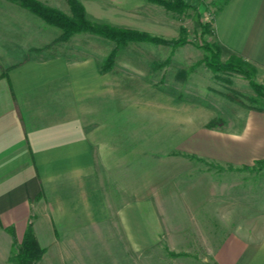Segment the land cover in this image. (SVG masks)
<instances>
[{"label": "rangeland", "instance_id": "obj_1", "mask_svg": "<svg viewBox=\"0 0 264 264\" xmlns=\"http://www.w3.org/2000/svg\"><path fill=\"white\" fill-rule=\"evenodd\" d=\"M1 1L0 20L3 11L24 20L16 5L26 9L35 36H54V42L72 35L84 39L83 32L55 37V26H45L17 1L8 0L10 7ZM37 1L73 15L72 0ZM74 1L83 6L82 0ZM84 1L93 23L182 43L116 46L105 37L99 44L90 42L92 51L106 54L101 71L121 73L124 92L117 116L110 119L113 125L106 126L99 171L82 193L100 202L120 197L153 201L154 222L143 224L152 226L154 237L148 248H136L130 238H109L118 233L116 225L107 232L105 253L84 254L76 264H217L215 252L230 244L234 234L264 235V159L244 166L207 153L212 138L238 128L228 121L264 107L262 70L236 55L226 59L216 53L214 21L224 0H185L188 6L177 12L148 0ZM209 63H218L220 70ZM85 182L77 183L82 187ZM8 227L0 220V264H16L21 237L14 242ZM127 227L124 220V235ZM41 258L36 264H42Z\"/></svg>", "mask_w": 264, "mask_h": 264}, {"label": "crops", "instance_id": "obj_2", "mask_svg": "<svg viewBox=\"0 0 264 264\" xmlns=\"http://www.w3.org/2000/svg\"><path fill=\"white\" fill-rule=\"evenodd\" d=\"M82 4L89 18L88 4ZM14 7L24 20L5 11L0 20V220L14 226L19 237L32 223L45 249L42 264H76L84 254L105 253L107 232L116 225L118 233L109 238H130L136 248H148L154 233L143 223L154 222L153 201L100 202L82 193L99 171L106 126L113 125L124 92L121 73L102 72L106 54L90 47L102 36L83 32V41L72 35L55 42L54 36H35L26 9ZM55 29L57 37L61 30ZM214 32L221 56H241L264 74V0H228ZM232 122L238 128L212 138L208 155L244 166L263 160L264 107L227 124ZM84 178L80 187L77 182ZM254 236L234 234L215 252L216 263L264 264V235Z\"/></svg>", "mask_w": 264, "mask_h": 264}, {"label": "trees", "instance_id": "obj_3", "mask_svg": "<svg viewBox=\"0 0 264 264\" xmlns=\"http://www.w3.org/2000/svg\"><path fill=\"white\" fill-rule=\"evenodd\" d=\"M19 2L23 7L30 10L32 13L40 17L45 23L55 26L61 30L60 39H67L73 33L89 32L99 36L111 39L116 43V46H122L130 41H150L181 44L180 40H166L154 36H150L145 32L131 29L119 28L106 23L96 24L88 20L84 7L72 0L71 8L73 15L69 16L59 9L42 5L37 0H14ZM152 3L161 5L167 10L177 12L180 9L188 6L185 0H148ZM228 0H224L226 3ZM223 3V4H224ZM216 53L221 54L220 46L216 47ZM237 56V55H236ZM241 60H245L241 56H237ZM111 58H109L110 61ZM230 62L231 60L228 59ZM247 61V60H245ZM108 62V61H107ZM216 62V61H215ZM110 63V62H109ZM212 70H220L218 63H209ZM239 71L238 69H234ZM255 163L261 160L254 161ZM8 232L11 234L13 241H16L14 226L8 227ZM45 249L42 247L34 234L32 223L28 222L25 231L21 237L16 254V264H36L42 257Z\"/></svg>", "mask_w": 264, "mask_h": 264}]
</instances>
